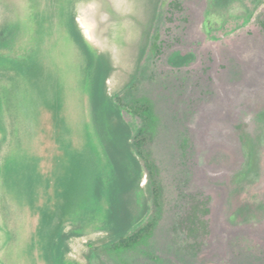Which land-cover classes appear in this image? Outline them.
Returning a JSON list of instances; mask_svg holds the SVG:
<instances>
[{
    "label": "rangeland",
    "instance_id": "obj_1",
    "mask_svg": "<svg viewBox=\"0 0 264 264\" xmlns=\"http://www.w3.org/2000/svg\"><path fill=\"white\" fill-rule=\"evenodd\" d=\"M97 62L122 121L92 100ZM58 249L264 264V0H0V264Z\"/></svg>",
    "mask_w": 264,
    "mask_h": 264
},
{
    "label": "trees",
    "instance_id": "obj_2",
    "mask_svg": "<svg viewBox=\"0 0 264 264\" xmlns=\"http://www.w3.org/2000/svg\"><path fill=\"white\" fill-rule=\"evenodd\" d=\"M185 57H183L184 59ZM96 76L94 77V80L92 82V100L94 101V104L96 106V108L98 109V111H103L105 114L107 115H116L120 120L123 119L122 117V105H119L118 103H116L113 99L109 98L106 94V78H105V73H104V69L102 68V65H100L97 62V67H96ZM101 70V71H100ZM103 71V74L100 73ZM139 103L138 106L134 107L135 111L137 113H140L141 111L146 112L147 111V105L146 104H141ZM122 121V120H121ZM118 129L119 131V136L117 135V137L121 140L125 139L127 141H130V139L133 137V141H134V145L138 148L139 150V154L142 155V140L140 137L139 133L137 136H134L129 128V126H127L126 124H121L119 122V124L116 126L115 130ZM117 137H115V139H117ZM147 166L149 168H151V174H152V167L150 165L149 162H147ZM158 196V192H156L155 197L157 198ZM116 210L115 212V218L116 219H125V211H122V208H120L119 206H115L114 204L111 207ZM123 212L125 215H123ZM150 226V225H149ZM149 226H146L143 230H141V232H137L133 235L130 236H126V235H120V240H119V245L121 246H128V245H132L133 243L137 242L141 236V233L143 231H147ZM60 250H57V258H58V264H62V260L60 258Z\"/></svg>",
    "mask_w": 264,
    "mask_h": 264
}]
</instances>
